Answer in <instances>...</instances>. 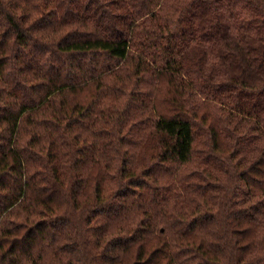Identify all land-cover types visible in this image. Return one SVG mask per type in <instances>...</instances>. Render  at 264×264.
I'll return each instance as SVG.
<instances>
[{
    "label": "trees",
    "instance_id": "16d2710c",
    "mask_svg": "<svg viewBox=\"0 0 264 264\" xmlns=\"http://www.w3.org/2000/svg\"><path fill=\"white\" fill-rule=\"evenodd\" d=\"M0 264H264V0H0Z\"/></svg>",
    "mask_w": 264,
    "mask_h": 264
}]
</instances>
